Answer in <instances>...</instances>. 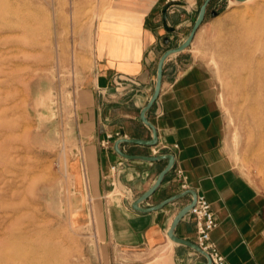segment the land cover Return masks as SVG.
<instances>
[{
    "label": "crops",
    "instance_id": "crops-1",
    "mask_svg": "<svg viewBox=\"0 0 264 264\" xmlns=\"http://www.w3.org/2000/svg\"><path fill=\"white\" fill-rule=\"evenodd\" d=\"M204 0L167 6L163 0H109L93 37V69L83 79L75 100L78 153L74 169L82 176L73 208L94 224L106 248H150L164 254L167 264H206L200 254L169 243L170 225L190 196L162 210L142 214L131 203L155 183L167 161L154 163L120 158L117 139L150 140L140 112L153 95L162 54L188 37ZM233 0H213L204 22L186 50L163 65L158 99L146 114L158 135L155 147L121 144L130 156H174V167L159 190L142 206L149 207L182 192L175 170L188 189L210 204L218 227L211 241L229 264H264V195L240 174L225 148V121L212 75L197 56L198 36L206 32L211 12ZM117 135L108 147L101 143ZM117 166L113 174L112 166ZM186 190V191H187ZM118 192L114 199L112 194ZM111 195V196H110ZM176 237L195 244V225L185 217Z\"/></svg>",
    "mask_w": 264,
    "mask_h": 264
},
{
    "label": "rangeland",
    "instance_id": "rangeland-1",
    "mask_svg": "<svg viewBox=\"0 0 264 264\" xmlns=\"http://www.w3.org/2000/svg\"><path fill=\"white\" fill-rule=\"evenodd\" d=\"M108 2L0 0V264H167L150 248L102 246L73 208L83 183L72 165L75 100ZM208 24L196 51L218 93L226 152L264 195V0L225 4Z\"/></svg>",
    "mask_w": 264,
    "mask_h": 264
},
{
    "label": "water",
    "instance_id": "water-1",
    "mask_svg": "<svg viewBox=\"0 0 264 264\" xmlns=\"http://www.w3.org/2000/svg\"><path fill=\"white\" fill-rule=\"evenodd\" d=\"M212 1L213 0H204L202 2L201 6L199 8L196 20L192 26V29H191L188 37L186 38V40L180 46L166 50L162 54V56L160 57V59L158 61L157 73H156V84H155L153 95L151 96V98L148 101V103L146 104V106L140 112V121L150 129V131L152 133L151 139L150 140L117 139L113 145L114 152L120 158H122L124 160H128V161L140 160V161L150 162V163H154V162H158V161H167V165L159 173V175H158L155 183L153 184V186L150 189H148L146 192H144L142 195L137 197L131 203V209L137 213L150 214V213L162 210L166 206H168V205H170L176 201H179L181 199H184L187 196H190V198H191L190 202L188 204H186L184 207H182L180 209V211H178V213L176 214V216L174 217V219L170 225L169 230L166 233V236L172 243L187 247L189 249L194 250L196 253L200 254L202 257L205 258L206 264H211V261L205 252H203L196 244L176 237V235L174 233L177 226L179 225V223L187 216L190 209L196 203L197 194L194 191H191V190L182 191V192H179V193L161 201L160 203H158L156 205L149 206V207L142 206L159 190V188L161 187V185L164 181V178L173 169L174 163H175L174 156L171 154H161V155H157V156H130V155H126L122 151H120L119 146L121 144H132V145H139V146H143V147L152 148V147H155L157 145L158 135H157L156 129L154 128V126H152L148 122V120L146 118V114L152 108V106L154 105V103L156 102V100L158 99V96L160 94L164 62L166 61V59L169 56L176 54V53H179V52H182V51H184L190 47L196 33L198 32V30L200 29V27L202 26V24L204 22V19L206 17L207 12H208V7ZM234 1H236L238 3H244L247 0H234ZM176 5L179 6V5H181V3L176 4ZM176 5H170V6H176ZM210 14L213 17H215L217 15L216 12H211Z\"/></svg>",
    "mask_w": 264,
    "mask_h": 264
},
{
    "label": "built area",
    "instance_id": "built-area-1",
    "mask_svg": "<svg viewBox=\"0 0 264 264\" xmlns=\"http://www.w3.org/2000/svg\"><path fill=\"white\" fill-rule=\"evenodd\" d=\"M184 0H163V3L167 6L176 5L182 3ZM112 136L108 135L104 141H102V147H108ZM159 155V151L153 149L152 156ZM113 174L117 171V166L114 165L110 168ZM175 179L179 184L181 191L188 189L187 180L181 170H175ZM195 225V244L205 252L210 258L211 264H229L226 258L219 252L216 245L211 241V233L218 227V221L211 211L210 204L203 196H197L195 205L190 209L187 214Z\"/></svg>",
    "mask_w": 264,
    "mask_h": 264
},
{
    "label": "bare ground",
    "instance_id": "bare-ground-1",
    "mask_svg": "<svg viewBox=\"0 0 264 264\" xmlns=\"http://www.w3.org/2000/svg\"><path fill=\"white\" fill-rule=\"evenodd\" d=\"M45 100H46V99H45ZM262 121H264V117H263ZM169 243H172V242L169 240Z\"/></svg>",
    "mask_w": 264,
    "mask_h": 264
}]
</instances>
